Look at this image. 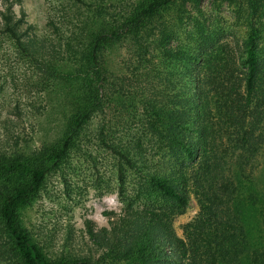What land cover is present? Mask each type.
<instances>
[{
	"label": "trees",
	"instance_id": "obj_1",
	"mask_svg": "<svg viewBox=\"0 0 264 264\" xmlns=\"http://www.w3.org/2000/svg\"><path fill=\"white\" fill-rule=\"evenodd\" d=\"M75 1L88 8V23L70 35L86 42L63 44L69 56L52 65L53 78L74 95L61 137L29 158L0 155V183L12 185L0 189V220L11 243L10 257L16 264H264V189L259 191L253 183L248 164L264 146V70L255 48L257 29L249 34L239 58L222 46L201 56L165 50L169 86L145 100V109L159 147L179 163L167 162L148 176V182L176 206H130L110 229L88 227L93 243L105 249L97 260L90 256L52 260L21 226L20 210L103 108L107 49L128 41L138 57L141 50L143 56L149 55L143 35L152 33L154 19H163L159 29L164 43L170 37L166 16L180 23L186 4L201 0H137L116 15L96 7L94 0ZM219 1L242 5L250 15L264 18V0ZM1 15L0 33L27 51L10 8ZM50 23L60 34L55 22ZM114 151L124 164L139 168L129 148ZM191 195L198 212L178 236L173 217L182 213Z\"/></svg>",
	"mask_w": 264,
	"mask_h": 264
},
{
	"label": "rangeland",
	"instance_id": "obj_2",
	"mask_svg": "<svg viewBox=\"0 0 264 264\" xmlns=\"http://www.w3.org/2000/svg\"><path fill=\"white\" fill-rule=\"evenodd\" d=\"M136 1L94 0V5L116 15ZM185 7L187 12L180 23L166 16L170 37L165 44L160 41L159 29L163 19H154L152 33L143 35V47L147 45L149 55L143 56L141 50L142 57H138L128 41L115 42L107 49V97L102 110L92 116L74 146L46 174L42 186L20 210L21 226L48 258L90 256L97 260L104 256L105 249L93 243L88 227L95 231L110 229L130 206L175 205L148 182V176L162 166L179 163L159 147L149 131L145 109V100L169 86L165 50L172 55L184 50L201 56L222 46L239 58L249 34L257 29L255 48L264 70V18L250 15L242 5L219 0H201ZM9 8L14 22L19 21L27 51L9 35L0 33V155L29 158L61 137L71 112L73 92L53 78L52 65L69 56L63 44L70 40L77 45L86 42L70 34L76 28H85L88 8L75 0H0L1 21L2 12ZM197 64L201 65V59ZM149 70L150 76L146 75ZM122 146L130 149L139 168L123 163L114 151ZM248 164L253 183L262 191L264 146ZM9 186L7 181L0 183V189ZM197 212V201L191 195L182 213L173 217L178 236ZM10 245L0 220V264H16L10 257Z\"/></svg>",
	"mask_w": 264,
	"mask_h": 264
}]
</instances>
